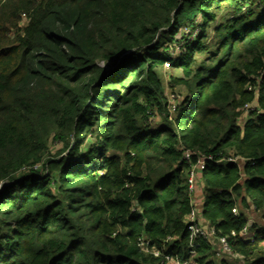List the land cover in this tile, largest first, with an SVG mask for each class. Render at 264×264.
Segmentation results:
<instances>
[{"label":"trees","instance_id":"trees-1","mask_svg":"<svg viewBox=\"0 0 264 264\" xmlns=\"http://www.w3.org/2000/svg\"><path fill=\"white\" fill-rule=\"evenodd\" d=\"M197 155L223 258L189 253ZM261 216L264 0H0V264H264Z\"/></svg>","mask_w":264,"mask_h":264},{"label":"built area","instance_id":"built-area-1","mask_svg":"<svg viewBox=\"0 0 264 264\" xmlns=\"http://www.w3.org/2000/svg\"><path fill=\"white\" fill-rule=\"evenodd\" d=\"M170 64V63H166ZM178 100L176 97L171 96L170 97V104L172 107V110H176V104ZM252 112H259V109L257 105L248 104L244 107V115L247 116V114H251ZM193 156H196V154L190 150H186L184 152V159L191 163ZM224 161H228L231 163L236 164L239 167H243L246 162L249 160L244 157L240 156H232L228 159H224ZM222 160V162H224ZM208 162H218L214 159L213 156H201L197 155V161L194 165H192V170L189 174L188 178V184H189V191L191 195L193 196L198 184L200 183V175L205 170L206 165ZM37 169V167H35ZM201 184V183H200ZM199 184V185H200ZM203 185L201 184V187ZM192 205L194 206L190 215L188 216V230L190 233V248L191 251L189 252L190 255H195L196 249L199 246L198 240H209L215 249L216 257L217 258H223L226 255H232V248L230 246L229 240L226 237H218L217 233L215 231V228L211 227L209 224L204 223L200 220V213L198 210L199 204L195 202V200L192 201ZM234 214H238V209L235 208L233 210ZM233 236H239L241 239L247 240V241H254V235L250 231L249 228H244L239 234L233 233ZM140 246L143 249H147L150 246L149 241L142 240L140 241ZM152 254L157 258H162V264H190L186 261H180L177 257H175L172 254H164L160 250H154ZM235 258H238V255H234Z\"/></svg>","mask_w":264,"mask_h":264},{"label":"rangeland","instance_id":"rangeland-1","mask_svg":"<svg viewBox=\"0 0 264 264\" xmlns=\"http://www.w3.org/2000/svg\"><path fill=\"white\" fill-rule=\"evenodd\" d=\"M226 18H228V15L227 14H224V15H220L219 17H218V22H217V25H219V24H222V23H224L225 21H226ZM188 27H185L184 29H183V32H184V34L185 33H187L188 31V29H187ZM213 35V34H212ZM181 44H183V43H181ZM175 45V43H172V46H173V48H176L175 49V52H174V54L175 55H177V54H179V45L178 46H174ZM178 48V49H177ZM181 72H180V70H178L177 68H175V67H173V66H171V64H165V66L164 67H162L160 70H159V75H160V77H161V79H162V81H163V83H164V85H165V88H166V90L168 91V92H171V91H174V90H171L170 91V87H169V78L171 77V76H180L179 74H180ZM172 89H174V88H172ZM172 93V92H171ZM170 99V96L168 97V100ZM170 101V100H169ZM161 121V119H160V117H156L155 118V122H158V121ZM161 124V123H160ZM159 124V125H160ZM52 148H53V153H55L57 150H59L60 148H61V146H60V144H56V143H53L52 144ZM247 215L249 216V219H251L252 218V216H253V213H248L247 212ZM257 224H259V225H261V226H264V219H263V217L261 216V217H259V219L258 220H254Z\"/></svg>","mask_w":264,"mask_h":264},{"label":"crops","instance_id":"crops-1","mask_svg":"<svg viewBox=\"0 0 264 264\" xmlns=\"http://www.w3.org/2000/svg\"><path fill=\"white\" fill-rule=\"evenodd\" d=\"M200 184V183H199ZM197 186V189L193 195L194 200L197 204H201L203 202V195H202V187L201 184Z\"/></svg>","mask_w":264,"mask_h":264}]
</instances>
